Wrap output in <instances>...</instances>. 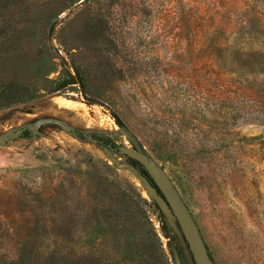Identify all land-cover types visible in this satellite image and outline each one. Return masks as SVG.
Listing matches in <instances>:
<instances>
[{
    "label": "rangeland",
    "instance_id": "374dc122",
    "mask_svg": "<svg viewBox=\"0 0 264 264\" xmlns=\"http://www.w3.org/2000/svg\"><path fill=\"white\" fill-rule=\"evenodd\" d=\"M254 91L264 98V0H0V264H195L145 173L93 141L134 149L115 117L213 264H264Z\"/></svg>",
    "mask_w": 264,
    "mask_h": 264
},
{
    "label": "water",
    "instance_id": "95a60500",
    "mask_svg": "<svg viewBox=\"0 0 264 264\" xmlns=\"http://www.w3.org/2000/svg\"><path fill=\"white\" fill-rule=\"evenodd\" d=\"M115 119L118 127L134 145V149L120 146L117 149L118 153L138 162L143 167L147 176L141 174L139 179L146 193L156 203L170 224L174 225V222H177L194 263L213 264L191 213L170 179L158 163L135 140L126 125L119 118L115 117ZM132 170L136 172V168H132Z\"/></svg>",
    "mask_w": 264,
    "mask_h": 264
},
{
    "label": "trees",
    "instance_id": "16d2710c",
    "mask_svg": "<svg viewBox=\"0 0 264 264\" xmlns=\"http://www.w3.org/2000/svg\"><path fill=\"white\" fill-rule=\"evenodd\" d=\"M180 19H181L184 27L189 28L190 34H192L193 26L195 25V22L196 21L194 19L192 20L190 17L186 16L184 13H181V12H180ZM215 32H217V31H214V32H211V31L209 32L208 31L206 33V36H211V35L215 34ZM253 93H254V96L252 98H256L257 100L256 101L255 100H252V99H250V100H252L253 104L258 107V108L256 107L259 110L258 113H260L261 115L264 116V98H261L260 95H257L256 96L257 93L255 91ZM74 134H75V136L77 138L82 139L81 134L76 133V132H74ZM21 135L23 137H26L29 134L25 131ZM91 137H92L93 141H95L100 147H102L104 149H111L114 152L118 153V151H117L118 146L109 137H106V136L100 137V136H96V135H92ZM126 158H127L128 163H129V165H130L131 168H136V170L139 169L143 173H145V175L147 176V174L144 171L143 167L138 162H136V161H134V160H132V159H130L128 157H126ZM184 241H185V238H184ZM185 243L187 245V242L186 241H185ZM187 248H188V245H187Z\"/></svg>",
    "mask_w": 264,
    "mask_h": 264
},
{
    "label": "bare ground",
    "instance_id": "6f19581e",
    "mask_svg": "<svg viewBox=\"0 0 264 264\" xmlns=\"http://www.w3.org/2000/svg\"><path fill=\"white\" fill-rule=\"evenodd\" d=\"M82 4V3H81ZM59 26V24L57 25V27ZM65 100H66V98H64V97H60V98H56V100H55V102L58 104V105H63L64 104V102H65ZM66 103V102H65ZM66 107H68V106H66ZM114 117H112V116H110V121H111V123H114V119H113ZM116 127V129H118V127L117 126H115ZM114 128V127H113ZM127 145V144H126ZM127 148H129V146H126Z\"/></svg>",
    "mask_w": 264,
    "mask_h": 264
}]
</instances>
